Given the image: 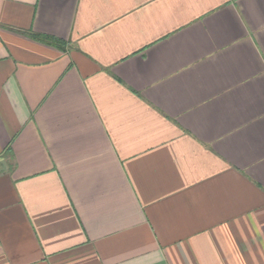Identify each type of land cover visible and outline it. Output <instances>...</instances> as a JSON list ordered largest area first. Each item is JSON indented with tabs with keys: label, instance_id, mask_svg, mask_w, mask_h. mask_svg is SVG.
<instances>
[{
	"label": "crops",
	"instance_id": "0c3cea01",
	"mask_svg": "<svg viewBox=\"0 0 264 264\" xmlns=\"http://www.w3.org/2000/svg\"><path fill=\"white\" fill-rule=\"evenodd\" d=\"M0 264H264V0H0Z\"/></svg>",
	"mask_w": 264,
	"mask_h": 264
},
{
	"label": "trees",
	"instance_id": "16d2710c",
	"mask_svg": "<svg viewBox=\"0 0 264 264\" xmlns=\"http://www.w3.org/2000/svg\"><path fill=\"white\" fill-rule=\"evenodd\" d=\"M48 43H50V44L52 43L53 44V43H57V42H55L54 40L53 41L49 40Z\"/></svg>",
	"mask_w": 264,
	"mask_h": 264
}]
</instances>
